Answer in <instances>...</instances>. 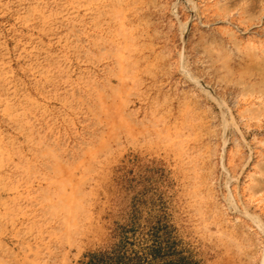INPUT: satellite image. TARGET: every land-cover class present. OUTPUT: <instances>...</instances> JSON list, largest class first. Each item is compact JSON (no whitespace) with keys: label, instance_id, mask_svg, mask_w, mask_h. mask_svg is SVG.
I'll list each match as a JSON object with an SVG mask.
<instances>
[{"label":"rangeland","instance_id":"1","mask_svg":"<svg viewBox=\"0 0 264 264\" xmlns=\"http://www.w3.org/2000/svg\"><path fill=\"white\" fill-rule=\"evenodd\" d=\"M264 264V0H0V264Z\"/></svg>","mask_w":264,"mask_h":264},{"label":"trees","instance_id":"2","mask_svg":"<svg viewBox=\"0 0 264 264\" xmlns=\"http://www.w3.org/2000/svg\"><path fill=\"white\" fill-rule=\"evenodd\" d=\"M149 255L152 259L148 261V264H153L155 260L159 259L160 252L155 247H152L149 249ZM89 256L88 264H145L142 257L121 253L120 244H114L110 250H100L91 253ZM160 262L159 264H190L186 261H175L174 259L169 261L161 260Z\"/></svg>","mask_w":264,"mask_h":264}]
</instances>
